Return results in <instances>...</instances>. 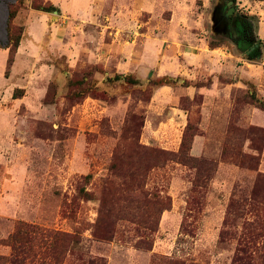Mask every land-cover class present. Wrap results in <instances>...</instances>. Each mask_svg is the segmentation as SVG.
I'll return each mask as SVG.
<instances>
[{
  "label": "rangeland",
  "instance_id": "374dc122",
  "mask_svg": "<svg viewBox=\"0 0 264 264\" xmlns=\"http://www.w3.org/2000/svg\"><path fill=\"white\" fill-rule=\"evenodd\" d=\"M0 264H264V0H0Z\"/></svg>",
  "mask_w": 264,
  "mask_h": 264
},
{
  "label": "trees",
  "instance_id": "16d2710c",
  "mask_svg": "<svg viewBox=\"0 0 264 264\" xmlns=\"http://www.w3.org/2000/svg\"><path fill=\"white\" fill-rule=\"evenodd\" d=\"M17 2V1H16ZM16 2L13 3H7V21H6V37H7V43L5 47H9V56H8V64H11L14 61V54L19 46L20 43V38H21V31L20 33L11 31V29H9V25L11 23V21L15 18L17 11L14 9V5L16 4ZM38 7L42 8L43 10H45V8L41 5H39ZM10 22V23H9ZM17 33V35H16ZM15 35V37H14ZM14 97L15 93H14Z\"/></svg>",
  "mask_w": 264,
  "mask_h": 264
},
{
  "label": "water",
  "instance_id": "95a60500",
  "mask_svg": "<svg viewBox=\"0 0 264 264\" xmlns=\"http://www.w3.org/2000/svg\"><path fill=\"white\" fill-rule=\"evenodd\" d=\"M232 1L228 2V5H230ZM234 8L230 6L227 11L224 13V18L229 17L233 13ZM222 27L224 28L225 32L229 31V23L227 21H224L222 24Z\"/></svg>",
  "mask_w": 264,
  "mask_h": 264
},
{
  "label": "flooded vegetation",
  "instance_id": "af4514ba",
  "mask_svg": "<svg viewBox=\"0 0 264 264\" xmlns=\"http://www.w3.org/2000/svg\"><path fill=\"white\" fill-rule=\"evenodd\" d=\"M230 22V20H228ZM216 23L218 27H222L221 14H217Z\"/></svg>",
  "mask_w": 264,
  "mask_h": 264
}]
</instances>
